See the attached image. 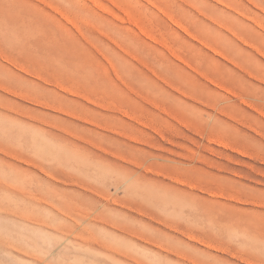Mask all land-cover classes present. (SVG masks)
<instances>
[{
  "label": "rangeland",
  "instance_id": "374dc122",
  "mask_svg": "<svg viewBox=\"0 0 264 264\" xmlns=\"http://www.w3.org/2000/svg\"><path fill=\"white\" fill-rule=\"evenodd\" d=\"M0 246L264 264V0H0Z\"/></svg>",
  "mask_w": 264,
  "mask_h": 264
},
{
  "label": "bare ground",
  "instance_id": "6f19581e",
  "mask_svg": "<svg viewBox=\"0 0 264 264\" xmlns=\"http://www.w3.org/2000/svg\"><path fill=\"white\" fill-rule=\"evenodd\" d=\"M242 100V99H241ZM245 103V102H244ZM259 111V110H258ZM224 145V144H223ZM1 247V246H0ZM8 249V248H7ZM19 251V250H18ZM21 253V252H20Z\"/></svg>",
  "mask_w": 264,
  "mask_h": 264
}]
</instances>
